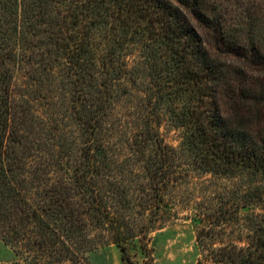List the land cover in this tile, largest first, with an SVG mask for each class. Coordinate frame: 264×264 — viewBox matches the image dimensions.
Returning a JSON list of instances; mask_svg holds the SVG:
<instances>
[{
  "label": "trees",
  "instance_id": "1",
  "mask_svg": "<svg viewBox=\"0 0 264 264\" xmlns=\"http://www.w3.org/2000/svg\"><path fill=\"white\" fill-rule=\"evenodd\" d=\"M32 78L67 94L75 153L29 139ZM179 219L198 264H264V0H0V239L29 264L105 244L154 264Z\"/></svg>",
  "mask_w": 264,
  "mask_h": 264
},
{
  "label": "rangeland",
  "instance_id": "2",
  "mask_svg": "<svg viewBox=\"0 0 264 264\" xmlns=\"http://www.w3.org/2000/svg\"><path fill=\"white\" fill-rule=\"evenodd\" d=\"M16 67L20 81L28 80L26 79L27 66L20 64ZM135 79L128 80L127 85L124 81L120 91L123 94L131 92L132 95L140 98L146 91L148 82L146 70L141 68ZM28 82L32 84V88H29L32 99V110L29 115V139L39 144L43 149L41 153L46 157H49L48 153L55 154L49 149L52 145H56V153L61 156L66 157V153H75L77 145L74 147L72 141H76V137L80 139L82 135L78 120L72 116L67 107V94L61 93V91L59 93L45 91L41 88L42 82L37 78L29 79ZM33 88L36 90L32 91ZM166 137L169 141L176 143L173 133H168ZM241 210L242 217L238 223L233 225V235H248L250 233L247 209ZM152 237L154 264H198L199 249L191 221L179 219L168 223L155 231ZM18 247V254H15V261L12 264H29L31 258L38 253L37 251L28 252L26 248L19 249ZM0 253L2 252L0 251ZM87 257L90 264H123L119 250L114 244L99 245L88 251ZM40 263L42 264L43 261L40 260Z\"/></svg>",
  "mask_w": 264,
  "mask_h": 264
},
{
  "label": "crops",
  "instance_id": "3",
  "mask_svg": "<svg viewBox=\"0 0 264 264\" xmlns=\"http://www.w3.org/2000/svg\"><path fill=\"white\" fill-rule=\"evenodd\" d=\"M0 264H12L15 261L14 251L0 239Z\"/></svg>",
  "mask_w": 264,
  "mask_h": 264
}]
</instances>
